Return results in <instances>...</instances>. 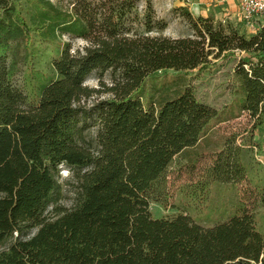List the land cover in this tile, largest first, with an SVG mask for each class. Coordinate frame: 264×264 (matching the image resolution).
Listing matches in <instances>:
<instances>
[{
    "label": "trees",
    "instance_id": "16d2710c",
    "mask_svg": "<svg viewBox=\"0 0 264 264\" xmlns=\"http://www.w3.org/2000/svg\"><path fill=\"white\" fill-rule=\"evenodd\" d=\"M139 2L74 0L65 9L53 0H0V264H264V174L252 173L245 150L260 143L245 148L229 136L187 195L249 177L257 192L249 196L252 208L239 201L210 227L184 213L154 217L150 210L152 202L169 208L167 170L217 123L246 112L252 135L264 128V27L248 37L181 6L193 36H151L167 22L152 0L141 16ZM65 35L90 46L73 53ZM236 55L225 109L181 84L212 58ZM108 72L113 97L81 107L92 95L88 77ZM87 120L98 126L95 150L79 143ZM62 165L77 171V201L67 210L57 205Z\"/></svg>",
    "mask_w": 264,
    "mask_h": 264
},
{
    "label": "rangeland",
    "instance_id": "374dc122",
    "mask_svg": "<svg viewBox=\"0 0 264 264\" xmlns=\"http://www.w3.org/2000/svg\"><path fill=\"white\" fill-rule=\"evenodd\" d=\"M62 8H71L74 0H53ZM182 0H152L156 17L167 22V28L163 31L149 33L151 36L163 35L172 38L193 36L194 31L185 17L180 12ZM146 0H140L139 13H145ZM139 33H144V28L136 26ZM63 40L71 44V51L81 53L90 46V42L77 37L65 35ZM23 55L24 51L21 50ZM238 55L230 58H212V65L205 71L187 72L183 86L191 85L197 97L205 104L221 110L231 104L233 88L235 86L234 71L239 63ZM25 64H19V70L14 77L13 84L17 89H22L23 73ZM169 71L167 77L160 76L159 83L168 80L172 76ZM85 85L92 90L90 97L82 98L80 106L90 110L93 106L104 99L113 97L110 88L113 85V78L110 72L100 77L99 73H93L85 82ZM83 131L79 137V143L84 147L95 150L97 148L98 126L92 120L83 122ZM252 120L248 113H241L239 117L231 118L217 123L209 135L195 148L176 157V160L167 170L168 188L171 193L169 208H165L157 202L150 204V210L154 217L176 216L180 213L192 217L198 224L205 227L213 226L219 222L226 221L235 211L239 201L248 202L252 208L254 204L249 199L257 194L252 180L246 178L238 186L234 183L211 182L206 194L190 199L187 196L190 189L196 186L205 175L215 157L229 136L235 138L237 145H245L247 142L260 143L245 149L247 159L253 166V174H264V128L255 131L252 135L250 127ZM248 150V151H247ZM59 181L61 194L57 205L62 209H71L77 201L78 184L77 171L69 169L66 165L60 167ZM49 217H55V210L49 208ZM259 225L264 232V209H259Z\"/></svg>",
    "mask_w": 264,
    "mask_h": 264
},
{
    "label": "crops",
    "instance_id": "0c3cea01",
    "mask_svg": "<svg viewBox=\"0 0 264 264\" xmlns=\"http://www.w3.org/2000/svg\"><path fill=\"white\" fill-rule=\"evenodd\" d=\"M180 4L188 7L195 17H211L218 22L231 23L248 37L255 33L263 22L262 18L252 24L244 20L236 0H182Z\"/></svg>",
    "mask_w": 264,
    "mask_h": 264
},
{
    "label": "built area",
    "instance_id": "2783aa9c",
    "mask_svg": "<svg viewBox=\"0 0 264 264\" xmlns=\"http://www.w3.org/2000/svg\"><path fill=\"white\" fill-rule=\"evenodd\" d=\"M240 5L241 17L248 23H254L262 18L264 27V0H236Z\"/></svg>",
    "mask_w": 264,
    "mask_h": 264
},
{
    "label": "water",
    "instance_id": "95a60500",
    "mask_svg": "<svg viewBox=\"0 0 264 264\" xmlns=\"http://www.w3.org/2000/svg\"><path fill=\"white\" fill-rule=\"evenodd\" d=\"M237 264H246V263H244V262H239V263H237ZM252 264H254V263H252Z\"/></svg>",
    "mask_w": 264,
    "mask_h": 264
}]
</instances>
